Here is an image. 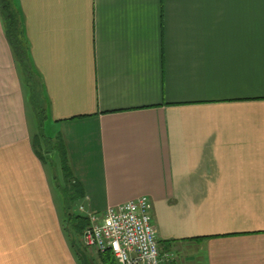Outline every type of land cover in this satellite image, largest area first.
Returning a JSON list of instances; mask_svg holds the SVG:
<instances>
[{
	"label": "crops",
	"instance_id": "obj_1",
	"mask_svg": "<svg viewBox=\"0 0 264 264\" xmlns=\"http://www.w3.org/2000/svg\"><path fill=\"white\" fill-rule=\"evenodd\" d=\"M11 1L38 106L0 17V264H117L68 217L140 197L168 264H264V0Z\"/></svg>",
	"mask_w": 264,
	"mask_h": 264
},
{
	"label": "built area",
	"instance_id": "obj_2",
	"mask_svg": "<svg viewBox=\"0 0 264 264\" xmlns=\"http://www.w3.org/2000/svg\"><path fill=\"white\" fill-rule=\"evenodd\" d=\"M151 210V201L140 197L102 213H87L84 248L110 253L117 264H168L173 255L160 253Z\"/></svg>",
	"mask_w": 264,
	"mask_h": 264
},
{
	"label": "trees",
	"instance_id": "obj_3",
	"mask_svg": "<svg viewBox=\"0 0 264 264\" xmlns=\"http://www.w3.org/2000/svg\"><path fill=\"white\" fill-rule=\"evenodd\" d=\"M0 17L5 31L6 39L11 47V50L15 56L17 63L19 64L23 72L24 80L29 86V89L31 90V102L36 108L38 106V105L36 106L37 103L36 83L33 76L31 75L28 65V48L25 42V37L23 35L22 22L20 19V15L18 11L14 8L11 0H0ZM37 110H38L37 117L39 121V129H38V134L33 141L34 146L37 152H40V154L48 155V153H51L56 150L60 158L61 171L63 177L64 179H67V177L69 176V171L66 164V151L64 144L60 136H58L59 141L56 140L57 146L56 144L53 143V141L47 140L45 139V137H43L41 133L43 117L40 108H37ZM43 145L45 146V148L43 147ZM46 145L49 146L46 147ZM68 218H69L68 222L70 224L69 225L70 235L73 237V240H76L77 236H79V234H81L84 229V227L81 226L80 224L86 221L87 218L78 215H73V216L70 215Z\"/></svg>",
	"mask_w": 264,
	"mask_h": 264
},
{
	"label": "rangeland",
	"instance_id": "obj_4",
	"mask_svg": "<svg viewBox=\"0 0 264 264\" xmlns=\"http://www.w3.org/2000/svg\"><path fill=\"white\" fill-rule=\"evenodd\" d=\"M41 133H42L43 137H45V139L53 141V143L56 144V146H57V143L56 142L59 141V138H58V135H59L58 134V128L54 127V125L52 123H48V122L47 123H44V125L42 126V132ZM48 146L49 145H46V147H48ZM43 147L45 148L44 145H43ZM55 151L51 152V153H53V155H50L49 158L46 157V161H47L48 168H51L52 169V167H53L55 169V172L58 175V179L60 180L61 179V176L58 173V171H59L58 170L59 169V166H58V157H57V154L58 153H55Z\"/></svg>",
	"mask_w": 264,
	"mask_h": 264
}]
</instances>
